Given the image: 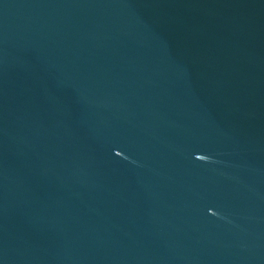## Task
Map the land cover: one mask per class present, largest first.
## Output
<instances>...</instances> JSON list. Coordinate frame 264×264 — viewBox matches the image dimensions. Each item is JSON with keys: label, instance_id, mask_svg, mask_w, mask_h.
I'll return each instance as SVG.
<instances>
[{"label": "water", "instance_id": "obj_1", "mask_svg": "<svg viewBox=\"0 0 264 264\" xmlns=\"http://www.w3.org/2000/svg\"><path fill=\"white\" fill-rule=\"evenodd\" d=\"M0 264H264V0H0Z\"/></svg>", "mask_w": 264, "mask_h": 264}]
</instances>
